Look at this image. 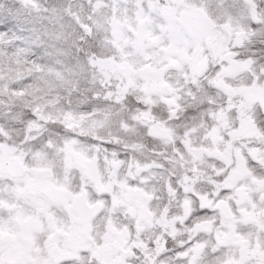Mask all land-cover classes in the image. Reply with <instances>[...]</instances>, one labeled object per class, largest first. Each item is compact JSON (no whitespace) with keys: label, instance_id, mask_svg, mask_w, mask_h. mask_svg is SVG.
I'll use <instances>...</instances> for the list:
<instances>
[{"label":"snow or ice","instance_id":"snow-or-ice-1","mask_svg":"<svg viewBox=\"0 0 264 264\" xmlns=\"http://www.w3.org/2000/svg\"><path fill=\"white\" fill-rule=\"evenodd\" d=\"M0 264H264V0H0Z\"/></svg>","mask_w":264,"mask_h":264}]
</instances>
